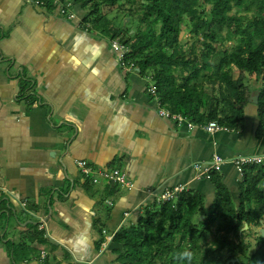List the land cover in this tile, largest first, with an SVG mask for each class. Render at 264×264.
Listing matches in <instances>:
<instances>
[{
  "label": "crops",
  "instance_id": "1",
  "mask_svg": "<svg viewBox=\"0 0 264 264\" xmlns=\"http://www.w3.org/2000/svg\"><path fill=\"white\" fill-rule=\"evenodd\" d=\"M70 11L0 0V264H120L113 236L155 194L182 184L212 201L199 174L215 154L264 155L254 104L240 131L177 124L80 5ZM79 160L121 168L133 186L94 184ZM221 174L237 198L236 166Z\"/></svg>",
  "mask_w": 264,
  "mask_h": 264
},
{
  "label": "trees",
  "instance_id": "2",
  "mask_svg": "<svg viewBox=\"0 0 264 264\" xmlns=\"http://www.w3.org/2000/svg\"><path fill=\"white\" fill-rule=\"evenodd\" d=\"M43 1L57 8L54 0ZM71 1L85 11V23L129 47L126 60L154 83L163 107L198 125L216 120L240 131L246 107L253 104L250 97L258 94L256 135L264 133V0ZM114 10L124 15L120 24L108 16ZM185 28L192 37L189 46L181 42ZM209 178L216 188L212 201L186 190L174 206L155 201L136 221L126 222L113 236L121 245L118 262L264 264L260 230L252 253L247 239L264 222V163L243 167L237 198L220 171H210ZM109 190L116 193L115 185Z\"/></svg>",
  "mask_w": 264,
  "mask_h": 264
},
{
  "label": "built area",
  "instance_id": "3",
  "mask_svg": "<svg viewBox=\"0 0 264 264\" xmlns=\"http://www.w3.org/2000/svg\"><path fill=\"white\" fill-rule=\"evenodd\" d=\"M36 4L43 5V0H32ZM55 4L57 5L60 13L63 15H67L69 18L75 17V12L70 11V8L73 6V2L71 0L62 1V0H54ZM112 48L118 53L120 63L124 69L127 71H135L137 68L135 67L134 63H129L126 60V55L129 52V47L121 43L119 39H112L111 40ZM138 70V69H137ZM147 91L154 97L157 101L158 111L161 115L171 118L177 124H187L188 127H194L198 124L194 123L193 121L189 120L183 113H173L169 109L163 107L157 97L156 87L152 81L149 79L147 80ZM204 130L215 133L225 127L221 126L216 120L209 121L206 124L198 125ZM227 129V128H225ZM232 163L236 166L237 171L242 176V169L246 164L249 163H264V155H239L234 158L226 159L223 158L219 154H215L213 160L207 168L200 171V176H204L209 174L210 171H222L223 166ZM78 166L83 173L84 176L90 177L91 181L94 184H100L104 182L108 185H121L122 187H132L133 181L129 178L127 173L122 170L121 168H113V169H94L89 162L85 160H79ZM190 190L187 186L179 184L173 187L166 188L164 191L155 194L156 202L157 203H167L172 202L173 206L175 205L176 200L178 199L179 195L186 191ZM129 213L125 214V217H128Z\"/></svg>",
  "mask_w": 264,
  "mask_h": 264
},
{
  "label": "rangeland",
  "instance_id": "4",
  "mask_svg": "<svg viewBox=\"0 0 264 264\" xmlns=\"http://www.w3.org/2000/svg\"><path fill=\"white\" fill-rule=\"evenodd\" d=\"M62 1H68V0H62ZM105 11H109V9L107 8ZM108 16L110 17V19L115 24H120V22H121V20H122L124 15L119 13L118 11L114 10L112 12H108ZM241 16L244 18L245 17V13H241ZM126 21H130V18H127ZM133 23H134V26H135L137 24V21H134ZM191 41H192L191 33H190L189 29L185 28L184 31H183V34L181 35V42H182V44L184 46H189ZM197 52L201 53V48L200 47L197 48ZM259 230L261 232V227L254 226L252 235L247 236V239L252 242V248L250 249V253H252L258 247V245L256 243V235L258 234Z\"/></svg>",
  "mask_w": 264,
  "mask_h": 264
},
{
  "label": "water",
  "instance_id": "5",
  "mask_svg": "<svg viewBox=\"0 0 264 264\" xmlns=\"http://www.w3.org/2000/svg\"><path fill=\"white\" fill-rule=\"evenodd\" d=\"M259 101V96L258 94H253L251 97H250V102L253 103V104H257ZM262 222V226H261V234L262 236L264 237V222L263 220H261ZM249 227L248 224H246V226L244 227V229H247ZM237 259H232L233 262H236Z\"/></svg>",
  "mask_w": 264,
  "mask_h": 264
},
{
  "label": "bare ground",
  "instance_id": "6",
  "mask_svg": "<svg viewBox=\"0 0 264 264\" xmlns=\"http://www.w3.org/2000/svg\"><path fill=\"white\" fill-rule=\"evenodd\" d=\"M140 73V72H139Z\"/></svg>",
  "mask_w": 264,
  "mask_h": 264
}]
</instances>
